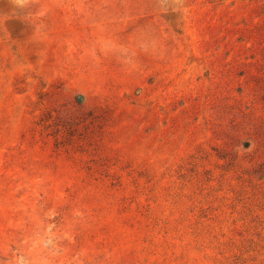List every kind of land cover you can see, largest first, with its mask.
I'll return each instance as SVG.
<instances>
[{
    "label": "rangeland",
    "instance_id": "1",
    "mask_svg": "<svg viewBox=\"0 0 264 264\" xmlns=\"http://www.w3.org/2000/svg\"><path fill=\"white\" fill-rule=\"evenodd\" d=\"M0 264H264V0H0Z\"/></svg>",
    "mask_w": 264,
    "mask_h": 264
}]
</instances>
